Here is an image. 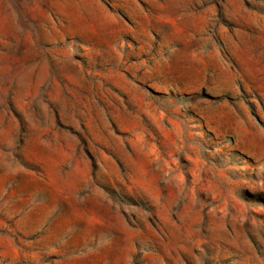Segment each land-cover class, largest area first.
Here are the masks:
<instances>
[{
	"label": "rangeland",
	"instance_id": "rangeland-1",
	"mask_svg": "<svg viewBox=\"0 0 264 264\" xmlns=\"http://www.w3.org/2000/svg\"><path fill=\"white\" fill-rule=\"evenodd\" d=\"M0 264H264V0H0Z\"/></svg>",
	"mask_w": 264,
	"mask_h": 264
}]
</instances>
